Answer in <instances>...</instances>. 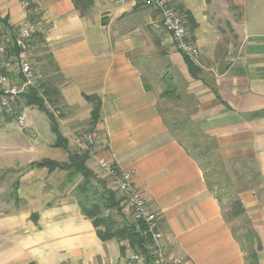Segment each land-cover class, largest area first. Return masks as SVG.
Instances as JSON below:
<instances>
[{"label":"crops","instance_id":"obj_1","mask_svg":"<svg viewBox=\"0 0 264 264\" xmlns=\"http://www.w3.org/2000/svg\"><path fill=\"white\" fill-rule=\"evenodd\" d=\"M30 1L46 28L30 45L33 69L67 150L36 107L24 106L23 128L0 115V264H122L132 252L99 239L73 195L80 176L35 166L69 153H86L117 201L101 163L132 175L161 220L170 263L264 264V0H167L198 49L188 59L195 77L138 0ZM22 3L0 0V35L27 19ZM87 98L99 101L93 126ZM90 128L94 145L76 147L71 136ZM218 160L240 215L209 179Z\"/></svg>","mask_w":264,"mask_h":264},{"label":"built area","instance_id":"obj_2","mask_svg":"<svg viewBox=\"0 0 264 264\" xmlns=\"http://www.w3.org/2000/svg\"><path fill=\"white\" fill-rule=\"evenodd\" d=\"M122 2L123 0H114ZM159 17L162 29L171 37L176 50L189 60L196 62L198 49L190 41L185 25V16L172 8L167 0H138ZM26 9L27 3H22ZM46 28L41 22L26 19L15 31L0 35V115L24 127L25 97L37 85L31 58V43L36 36H44ZM97 131L93 128L71 136L76 147L88 149L93 146ZM101 170L112 179L120 199L130 211L131 222L136 229L151 240L147 253L138 250L125 258L122 264H172L164 253L160 242L163 238L158 214L143 198L129 172H121L110 163H101ZM142 225L143 231L140 230Z\"/></svg>","mask_w":264,"mask_h":264},{"label":"trees","instance_id":"obj_3","mask_svg":"<svg viewBox=\"0 0 264 264\" xmlns=\"http://www.w3.org/2000/svg\"><path fill=\"white\" fill-rule=\"evenodd\" d=\"M21 2L27 3V19L29 21L38 22L39 17L37 14L36 5L30 0H21ZM36 37L39 39L42 36L39 35ZM185 61L190 74L195 77L198 72L197 68H195L193 63H191L186 57ZM46 97H48V91L42 87V85H38L31 89L30 93L25 97L26 106L36 107L39 111L45 113L49 120L51 131L55 135L54 146L67 150L66 141L59 134L54 117L46 108ZM87 100L93 104L90 122L93 126L96 124L99 117V101L95 98H87ZM87 159L88 155L86 153H69L67 161L64 163L59 164L44 160L35 164V166L46 167L49 170L60 169L68 171V178L80 176L81 181L74 188L73 195L78 202L82 214L92 221L99 239L101 241H107L111 239H116L117 241H127L133 251L138 250L142 253H147V248L151 246V240L148 236L142 235V233L136 229L135 225L123 224L122 226H118L112 216L103 217L98 215L100 210H105L110 213L116 211V213H119V201L116 200L114 192L105 188L104 185L102 186L101 181L93 174L91 170L86 167ZM98 185L102 186V193L100 194L102 205L99 206L97 204H92L91 208H89L87 203L92 200V192L95 191L96 186ZM232 209L234 210V215L242 214V209L239 202L235 201L233 203ZM139 228L143 231L144 227L140 225ZM246 237H248V235Z\"/></svg>","mask_w":264,"mask_h":264},{"label":"rangeland","instance_id":"obj_4","mask_svg":"<svg viewBox=\"0 0 264 264\" xmlns=\"http://www.w3.org/2000/svg\"><path fill=\"white\" fill-rule=\"evenodd\" d=\"M183 143L185 145H187V146H190L191 145V141L190 140H187V139L186 140H183ZM213 162H216V161H212V163ZM218 163H219V165H217V170L219 171V169H218V166H220V161L219 160H218ZM222 169H223V167H222ZM223 173H224L223 170L221 172L219 171L217 177H209V179L210 180H213V183L218 184L217 187L215 186L216 189H217L216 191L219 192V193H221V194H223V197H222L223 207H224V209H227L230 206H232V204L234 203V202H232V200L231 201L230 200L229 201L227 200L229 198H232V199L234 198V194L232 192V190H234V189L231 190V187L229 186V179L227 178V175L225 177ZM101 184H102V186L104 185V187H106L105 184H108V186H110V183H106L103 180H101ZM102 186L101 185L96 186L95 191L92 192V196H91L92 200H90L89 203H87V206L89 208H91L92 204H97L99 206L102 205V201L100 200V194L102 193V191H101L102 190V188H101ZM218 187H221V188H218ZM119 201H122V199H119ZM98 215L99 216H103V217H105V216H110L111 217L112 216V218H114V217L117 218V216H118V214L116 213V211H113V212L110 213V212L105 211V210H100L98 212ZM117 225L118 226H121L122 225L121 219H119V218H117ZM234 226L238 230H240L239 227H241L243 229L244 228L243 221H241L240 223L234 224Z\"/></svg>","mask_w":264,"mask_h":264}]
</instances>
